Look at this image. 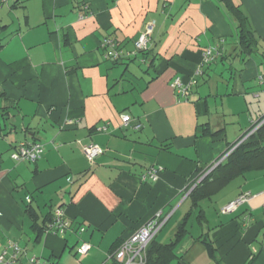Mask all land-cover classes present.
<instances>
[{
  "label": "crops",
  "instance_id": "0c3cea01",
  "mask_svg": "<svg viewBox=\"0 0 264 264\" xmlns=\"http://www.w3.org/2000/svg\"><path fill=\"white\" fill-rule=\"evenodd\" d=\"M9 1L0 4L5 264H31L32 256L36 264H116L110 253L139 228L164 220L153 238L166 243L187 214V232L169 264H217L200 242L203 233L212 239L219 264H264V169L245 171L202 198V221L188 196L196 175L204 171L200 179L216 166L235 142L226 138L218 99L226 98L224 109L230 112L239 109L231 107L235 100L239 107L243 102L255 107L256 99L258 111L264 105L260 60L236 59L234 71L219 60V51L228 53L237 41L224 5L218 0ZM232 2L244 10L264 49V0ZM149 23L143 58L140 52L118 60L104 57L103 37L131 51ZM208 49L214 57L205 62ZM218 68L222 84L211 85ZM177 77L185 96L171 86ZM123 114L130 117L127 125ZM101 126L106 129L97 131ZM23 142L42 143L44 151L35 161L13 160L11 152ZM88 143L102 148L92 163L82 150ZM152 168L155 181L147 174ZM245 192L249 200L222 210ZM57 209L70 222L63 234L47 230ZM191 219L197 224L190 230ZM81 242L90 244L83 256L76 253Z\"/></svg>",
  "mask_w": 264,
  "mask_h": 264
},
{
  "label": "trees",
  "instance_id": "16d2710c",
  "mask_svg": "<svg viewBox=\"0 0 264 264\" xmlns=\"http://www.w3.org/2000/svg\"><path fill=\"white\" fill-rule=\"evenodd\" d=\"M218 2L224 5L226 11L231 15L232 20H234L237 36L235 46H233L228 53L225 51H219V60L225 62L228 65V69L231 71L236 69L233 62L237 60L245 62L246 60L257 57L260 60V63L264 65V49L260 50L258 37L252 29L251 23L244 10L240 6L235 5L232 0H218ZM1 27L2 26H0V28ZM1 46L2 42L0 41V47ZM140 53H142L143 58L145 54H147V50H142ZM262 120H264V114L260 116L244 133H242L235 142L226 148V151L223 154H228L199 182L198 179L204 171L197 174L193 179V182L196 183V185L190 191L188 196L191 205L198 209V221L204 220L203 210L200 205L202 198L210 197L221 187L226 185L231 179L245 171L250 169H264V121L251 134L243 139V137ZM203 131L209 133L207 128L203 129ZM220 132L221 129L211 132L210 134L216 135ZM52 216L48 220L49 222L52 220ZM188 218L189 215L187 214L178 223L173 239L170 241L161 243L153 238L148 243L146 246L145 264H169L172 258L176 256L174 251L176 244L187 232ZM199 239L205 246L208 254L216 260L217 264H219L215 254L216 248L214 247L212 239L209 237L208 233H203ZM245 264H249V262Z\"/></svg>",
  "mask_w": 264,
  "mask_h": 264
},
{
  "label": "built area",
  "instance_id": "2783aa9c",
  "mask_svg": "<svg viewBox=\"0 0 264 264\" xmlns=\"http://www.w3.org/2000/svg\"><path fill=\"white\" fill-rule=\"evenodd\" d=\"M8 0H0V4ZM153 23H149L146 29L140 33L136 41L134 42V49L131 51H122L116 47V44L110 37H103L99 46L103 49V55L107 59L118 60L124 57L135 56L142 50H147L149 47V35L152 30ZM214 55L212 51L208 49L204 53V61L208 62L212 60ZM171 86L177 91L181 96L186 95V88L183 87L180 78H175ZM130 121V117L127 114L121 115V122L127 125ZM264 120L255 125L253 129L243 137L245 139L249 134H251L259 125L262 124ZM68 122H71L70 120ZM140 125H137L139 127ZM106 126L96 127L97 131H104ZM241 139V140H243ZM84 156L87 161L92 163L95 158L102 153V148L94 143H88L82 146ZM44 151V145L42 143H19L15 146L14 150L11 152L10 156L16 161H35L38 159ZM228 154V153H227ZM226 154V155H227ZM148 177L155 181L157 179V171L155 169H150L148 171ZM249 193H241L236 199L227 203L222 207L224 212H229L243 202L250 199ZM164 220L162 221H149L146 225L135 231L130 237L119 243L116 248L110 253V257L113 258L117 264H145L146 262V246L153 239L156 232L162 226ZM70 226V222L65 218L60 209L53 214L52 220L48 223L47 230L56 234H63ZM79 231L83 230V227L78 228ZM15 252H18L19 247L16 244L11 245ZM90 249V244L88 242H81L76 247V253L80 256L85 255ZM5 251L0 254V264H5L7 261L4 258ZM31 264H36L38 259L35 256L29 258ZM41 264H47L43 261Z\"/></svg>",
  "mask_w": 264,
  "mask_h": 264
},
{
  "label": "rangeland",
  "instance_id": "374dc122",
  "mask_svg": "<svg viewBox=\"0 0 264 264\" xmlns=\"http://www.w3.org/2000/svg\"><path fill=\"white\" fill-rule=\"evenodd\" d=\"M12 1H14V0H10L9 2H12ZM3 3H5V2H3ZM17 13H19V11ZM137 63L138 62H136V64ZM143 66L144 65H142V67ZM220 69L221 68L216 69V73H215L214 77L211 78V85H214L218 82L219 86H221L223 77H221L222 74L221 75L217 74L220 71ZM261 71H262V73H264V69H262ZM253 88L262 91V89L259 87V85L257 83H254ZM223 99H224V97H223ZM225 99L223 101H221V98H219L217 101L218 110L220 113V114H218L220 116L219 120L221 119V124L225 127L226 138L229 141H236L239 134H241L243 132V130H245L246 127H249L254 121L257 120V118H259L260 116H262L264 114V105H263V110L258 111L257 110L258 100H256V99H255V104H256L255 107L253 106L254 104L250 105V104H245L244 102H243V107L242 106L239 107L240 104H238L235 100V102H233L231 104V107L239 108V109H235V110H237L235 112H230V111L224 109V108H226V102H225L226 100ZM241 105H242V98H241ZM224 111H226L227 113L224 114L223 113ZM251 118H253L252 121H251ZM180 211L178 212V214L175 217H173V219H171L170 223H173L178 218ZM196 224L197 223L195 222V220L191 219L189 222L188 228L191 230L192 225H194V228H195Z\"/></svg>",
  "mask_w": 264,
  "mask_h": 264
},
{
  "label": "water",
  "instance_id": "95a60500",
  "mask_svg": "<svg viewBox=\"0 0 264 264\" xmlns=\"http://www.w3.org/2000/svg\"><path fill=\"white\" fill-rule=\"evenodd\" d=\"M214 168V166L211 168V169H213ZM210 169V170H211ZM210 170H208L200 179H199V181L210 171Z\"/></svg>",
  "mask_w": 264,
  "mask_h": 264
}]
</instances>
